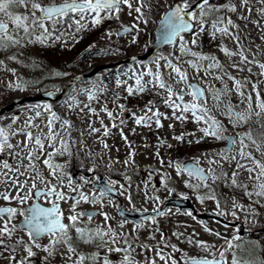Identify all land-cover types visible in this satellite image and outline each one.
Instances as JSON below:
<instances>
[{
	"label": "snow or ice",
	"instance_id": "obj_1",
	"mask_svg": "<svg viewBox=\"0 0 264 264\" xmlns=\"http://www.w3.org/2000/svg\"><path fill=\"white\" fill-rule=\"evenodd\" d=\"M256 3L261 7L254 8ZM134 4L135 8H133ZM125 7L130 16L135 11L136 23L130 27L121 25L120 32L115 35L127 34L133 30L138 33L140 23H148L145 16V10L151 11L148 0H0V53L24 49L30 45L49 46L50 43L56 42L66 46L69 40L75 41L76 34L86 30L89 23L92 27H96L104 20H119L120 13ZM253 11L259 15L260 20L251 18ZM237 19L254 24L264 33V24H262L264 0H239V4L236 0H221L220 3L214 0H182L174 6L169 5L168 11L164 13L160 21L161 40L173 46L174 51L167 56L163 54L156 56L151 65L142 64L139 72L132 71L131 75L124 73L128 79L134 81L133 84H129L127 79L116 80L117 87H123L127 93L124 99L152 93L159 96L160 102L171 110V116L160 112L157 102L153 100H149L141 109L144 114L137 116L124 104L119 103L121 99L119 93L114 96L115 107L112 110H109L107 102L97 110L92 107V102L99 103L100 95L104 94L102 88H97L96 91L81 89L88 103L80 107V102L76 101L75 97H69L71 103L66 102L69 110L79 108L80 113L97 118L100 117V113L106 114L111 127L106 125L102 118L99 119V128L94 126V121L88 123V134H99L97 138L105 149L109 146L102 137L109 136L113 128L118 129L121 137L127 142L122 127L127 122L123 118L125 111L130 112L128 118L132 119L135 125L149 129L153 124L156 128L163 127L161 118L175 119L182 123L191 118L197 125H202L198 128L202 136L196 139L195 143L211 137L225 141L227 144L224 149L216 153L218 159L205 157L207 162L210 165L216 164L221 169L223 168L221 161L234 163L235 167L230 174L211 167L204 169L200 167L198 158H193V161L188 164L169 161L167 166L175 167L177 175L186 172L188 176L195 177L206 188H211L217 181L240 188L252 204L264 207L262 202L264 201V159H261L264 157V123L259 120L264 116V94H262L264 90L260 87L264 84L262 79L264 78V61L259 59V48L256 53H252L251 60L246 55V52H251V48L247 45V37L242 35L243 29L236 22ZM205 32L212 40L220 39L219 51L230 60L232 57H239L238 62H233L231 67L238 72L247 69L249 76L237 78L216 56L193 51V47H199L198 37ZM184 33L192 34L190 42L184 39ZM106 35L111 37L113 33L109 31ZM224 38L235 42V51L223 43ZM135 40L136 37L133 36L132 42L135 43ZM90 48H94V45ZM18 54L22 53L12 52L4 59H0V69H6L15 76L16 69L7 68L6 61L22 64ZM183 65H187L197 75L202 73V81L203 78L211 76L213 80L220 82L221 87L215 84L201 87L190 83L187 69ZM33 66L38 67L35 62ZM252 66L258 67L259 71L253 72ZM55 75L60 76L62 73L57 72ZM253 76L256 77L255 80L252 79ZM168 80L183 84L184 87L174 88ZM229 81H231V87ZM34 83L39 81L16 83L15 87L23 90L27 85ZM233 94L238 98L235 101L232 99ZM186 96L191 99L186 100ZM209 101L217 112L227 118L234 129L248 124L253 116L258 118L257 123L261 129L258 136H254L251 129L236 135L226 134L225 124L212 114ZM241 104L244 105L243 109L239 108ZM44 108L50 116L43 122V127L35 122L42 116L41 111H36L34 117L29 116L24 121L23 127H13L19 120L18 116L11 118V124L0 125V185H4L0 189V201L4 202L0 204V257L7 264H52L57 255L61 257L63 264H114V261L109 258L112 253L122 254L115 264H158V262L162 264H264V256L260 255L264 252V245L258 241L251 242L250 247H244L243 243H236L243 239L238 234L239 229L231 238H227L205 227V231L223 239L224 244L217 248L216 245L206 241L189 238L187 243L199 248L206 255L189 256L183 253L178 260L175 254L182 250L177 245L171 244L169 238L163 233H161L160 241L147 244L139 241L138 237L117 232L108 223L111 217L106 212L77 211V207L82 202L92 205L100 204L103 208V198L114 191L116 182L109 181L90 194L80 190L81 185L74 183L72 176L64 171L65 166L54 162L57 156L76 155V142L72 140L74 125L71 120L52 111L50 106L45 105ZM85 110H87L86 113ZM57 122L60 124L59 130L56 127ZM169 127L172 125L170 124ZM45 128L47 131L44 130ZM188 135H195V133ZM17 137H23V139H16ZM184 138V133L173 137L177 141H183ZM14 139L16 143H13ZM160 144L163 145L164 141L161 140ZM132 155L134 153H129L130 157ZM156 155L159 156V152ZM124 163L128 164L129 160H125ZM160 163L165 164L163 160H160ZM45 169L47 175H45ZM241 170L247 172L248 179L254 182L251 186L238 182ZM65 179H67L66 184ZM53 181L56 182L53 183ZM201 184L186 183V186L198 189ZM164 186L167 189V184ZM121 187L123 188V185ZM65 188L69 191L65 192ZM167 190L171 191V189ZM253 197L258 199L253 200ZM184 198L187 199V197ZM197 199L201 202L205 199L216 201V207L220 209L217 215L230 214L234 218H239L236 211L225 213L221 209L215 192L204 197L198 196ZM69 201H71L68 208L69 214L65 215L61 205L62 202L68 204ZM109 203L111 204L112 201L109 200ZM232 207L246 213L251 212L253 215L258 214L254 208H245L235 199L232 201ZM153 211L158 212L160 216L165 215V212L158 208H154ZM179 211L177 209V212ZM184 214L192 216L190 211ZM120 215L123 216V211ZM96 216L103 218V226L96 224ZM146 219L155 223L154 217H146ZM193 219H195L194 216ZM124 223L125 221H121L119 225L121 229ZM140 227L143 225L136 226L137 229ZM172 235L179 239L183 234L174 232ZM149 239L155 240V235ZM79 244L94 245L97 249H103V254L101 251L80 252ZM137 247L140 249L139 252ZM166 248L170 251L165 252ZM137 255L143 256L144 259L137 260Z\"/></svg>",
	"mask_w": 264,
	"mask_h": 264
},
{
	"label": "rangeland",
	"instance_id": "obj_2",
	"mask_svg": "<svg viewBox=\"0 0 264 264\" xmlns=\"http://www.w3.org/2000/svg\"><path fill=\"white\" fill-rule=\"evenodd\" d=\"M176 1H182V0H148V2L151 4V11L145 10V16L148 19L147 24L140 23L139 28L140 31L137 33L134 30V33L132 34H126L122 36L121 38H118L115 33L117 32V29L123 24H134L136 23L135 17L136 13L135 11L132 12V15H128V9L127 7L124 8V10L120 13L119 20L111 19L113 24L108 26V29L105 31L104 34H102L101 30L104 27V25H98L96 27H92V25L89 23L88 28L78 34H76V40L72 41L69 40L67 42V45L60 42H56L54 44H51L49 46H40V45H30L24 49L16 50L13 49L9 53H0V59H4L6 55L12 54V52H18L22 54H18V59L22 61L23 63H16L13 61H6L7 68H14L16 69L15 76L6 69H0V106L9 102L10 100L26 96L28 94H35L39 93L41 91H46L49 89H56L58 87H61L62 84L70 77L74 76L75 72L77 71L78 67L85 69H89L91 65L99 64L103 61H110L115 60L119 58H123L128 56V54H137L140 53L145 49L147 46L149 40L152 38V32H153V26L155 23L161 18L163 13L168 9L169 5H172ZM216 3H220L221 0H214ZM237 4H239V0H236ZM136 5H133V8H135ZM261 7L260 4L256 3L254 5V8ZM231 15V14H227ZM235 18V17H234ZM251 18L253 20H260L261 18L259 15L253 11L251 14ZM236 22L241 26L243 29L242 35H245L247 37V45L251 48V52H246V55H248L249 59H252V53H256L259 48V59L261 61H264V49L262 48V32L252 23L239 20L237 19ZM262 24H264V21H262ZM100 28V29H99ZM104 30V29H103ZM111 31L113 35L111 37L107 36L106 33ZM133 36L136 37L135 43L132 42ZM92 38L94 42H97V51L98 54L94 57L91 56V58H86L84 61H81L80 63H77L78 66L75 69L72 65L73 61L76 59L77 55L79 54L80 50H83L88 44L84 45L85 39ZM184 39L188 42L192 39V34H184ZM197 43L199 47H193V51H200L208 54H212L216 56L221 63L224 65V67L234 76L237 78H242L245 76H249V73L247 72V69L243 72H238L235 69L231 67V64L233 62H238L239 57H232L231 60L225 56L222 52L219 51L218 45L221 43L220 39L217 38L216 40H212L207 32L201 34L198 39ZM223 43L231 50H236V44L234 41L224 38ZM95 44V45H96ZM90 45V44H89ZM189 46L192 47V45L189 43ZM55 47H59L60 51L59 54L54 53ZM57 51V50H56ZM174 51L173 46H168L161 50V52L157 55H169V53H172ZM178 54V53H177ZM41 61L42 64L37 63L38 61ZM33 62L38 65V67L33 66ZM91 62V63H90ZM152 62L146 64L151 65ZM55 64V65H51ZM251 66V65H250ZM184 68L187 69L188 76H189V82L196 81L206 87L208 84H215L217 87H221V84L219 81H215L212 79L211 76L203 78V74L197 75L191 68H188L187 65H183ZM253 67V72L256 66ZM141 70L140 64H134L127 69H124L117 74H100L96 76L92 81L84 82L81 86L75 89L73 95L71 97H75L76 101L80 102V107H83V104L88 103V100L84 94H82L81 89H90L92 91H96L97 88L104 89L105 94L100 95V101L99 103L92 102V107L99 110L100 107L104 105L105 102H107V106L109 110H112L115 105L113 104L114 96L119 93L121 96V101L119 103L125 104L126 99L124 97L127 95V93L124 91L123 87H117L116 80H128L129 84H133L134 81L131 79H128V76H125L124 73H128L129 75L132 74V71L139 72ZM82 71V70H81ZM62 73L60 76H56L55 73ZM253 80L256 79L255 76L252 77ZM39 81V83L29 84L26 87L23 88V90L18 89L15 87L16 83H23V82H35ZM168 83L172 84L174 88H181L184 87L183 84H177L173 80H168ZM94 85L96 87H94ZM229 86L231 87V81H229ZM250 87V86H249ZM261 89L264 90V84L260 85ZM147 98L143 97L141 98V103L136 106L137 108L133 107H126L127 109H130L131 111L135 112L137 116L143 115L144 113L141 112V109L145 107L147 102L149 100L157 101L161 98L159 96H156L152 93H145ZM264 94V92H262ZM186 100H190L191 97L186 96ZM232 99L235 101L238 99L234 94ZM71 103L69 99L64 100L60 103H57L56 110L55 105H51L50 103H31L29 105H24L22 108L18 109L17 111L11 112L5 116H3V119H0V125H8L11 124V118L13 116H18L19 120L13 127H23L24 121L29 116H35L36 111H41L42 116L36 119V123L40 124L41 127H43V122L50 116V113L45 111L44 106H50L52 111L56 112L61 117L67 118L69 120L73 119L72 114H78L80 117H84V113H80L79 108H74L73 110H69L67 103ZM39 105L40 107H35ZM209 107L212 108V114L216 116L217 119L221 120L224 124H227L229 132H232L234 134L239 132H244L249 129L252 130L254 127H259V124L257 123V119L255 116L252 117V119L248 122V124L244 125L243 127L239 128H232L229 124L227 118L220 112H217L215 108L212 107L211 101H209ZM240 109L244 108V105H239ZM159 111L162 113H165L167 116H171V110L168 109L163 103L159 106ZM87 110H85V113ZM130 112L125 111L123 113V118L127 120V122L122 126L123 132L126 137H128L129 133L134 134V136L137 138V143L130 145L128 148L125 147L127 145V142L121 137L120 131L118 129H111V134L107 137H102V139L108 144V148L105 149L103 147V144H101L98 140L99 134H93L89 135L88 132H86V129L83 130V136H81V127L83 125L76 124V131L72 132V140H74L75 143V151H76V158L80 159L82 162L86 163H93L95 164L97 162L101 164V168L104 170H110L112 167V171L109 172L108 178L111 180V174L112 177L116 178L115 175V167L117 166L118 170H120L124 174L126 170H128L127 165H131L132 159L134 156H136L139 160H141V169H140V180L132 181L130 178L129 180L124 179V181L119 182L115 181V186H118L120 189L121 194L124 202L127 206H137V207H147V208H153L152 206L155 205L158 201V199H163L167 197L170 192L167 190L169 185L174 183V188L178 194H192L194 197L201 196H208L212 193L211 188L203 187L201 182L195 181L196 179L193 177H190V179L186 176L187 174L185 172H182L181 174L177 175V172L175 170V167H168L167 163L169 161L172 162H184L187 160V156L185 154H182L178 152L177 154L173 153L172 150H180V146H177L179 143L177 140L173 139V137L178 134H180L182 131L180 130V124H187L192 119L189 118L188 120L184 121L183 123L179 120L175 119H164L161 118V123L163 124V127L157 128L161 130H155L151 134L147 135L146 137L154 136L155 138L152 141L144 140L140 133L144 132L147 133L149 128L143 127V126H137L133 122L132 119H129ZM90 118L104 119V123L111 127V122L106 117L105 113H100V117L97 118L95 116H88ZM261 123H264V116L259 118ZM97 125H94L95 127L99 128L100 124L99 121H97ZM118 122V121H117ZM172 125V127H169V125ZM56 127L59 130L60 124L59 122L56 123ZM155 125L153 124L152 128H154ZM134 129V131H133ZM47 131V129H44ZM35 131V130H33ZM86 132V133H85ZM254 136L258 135V130L253 133ZM163 136L165 138L164 144L161 145L160 143L157 144V140ZM16 139L22 140L23 137H17ZM122 139V140H119ZM216 140L212 139L208 144H214ZM112 142V144H111ZM13 143H16V140H13ZM168 145H171V147H168ZM251 150V148L249 149ZM159 152V156L156 155V153ZM129 153H134L131 157L129 156ZM215 151H209L205 154H196L198 158H201V155L203 157H207V159H218V157L215 156ZM234 154V153H233ZM74 156H57L54 158L55 163H59L64 165V171L69 174L68 168L73 160ZM261 159H264L262 157ZM129 160L128 164H125L124 161ZM160 160H163L165 162L164 165H161ZM204 166L216 168L218 165L212 164L210 165L207 160L203 161ZM222 163V161H221ZM243 163V161H242ZM226 165L230 168L228 170V173L230 174L232 171L231 168L235 165L234 163H226ZM134 168L133 166H131ZM145 170V172H144ZM153 171L154 176H152L151 180L152 182L146 181V172ZM221 171V169L219 170ZM243 171V170H242ZM45 175H47V170L45 169ZM132 177H135L132 175ZM243 177L248 184L252 185L254 182L250 181L248 179V173L244 172ZM150 180V181H151ZM160 181L161 184H157V182ZM189 181L192 185H198L201 184V186L198 189L187 187L185 188V182ZM56 181H53L55 183ZM67 183V179H65V184ZM168 183V184H167ZM165 184H167V189L165 188ZM123 185V188L121 187ZM4 185H0V189H2ZM147 188H150L147 190ZM82 190V189H80ZM65 192H68L69 190L67 188L64 189ZM86 194L92 193L94 190H82ZM257 197H253L252 199L255 200ZM109 200L112 201L109 197L103 198V208H101L100 204L92 205L88 203H81L77 207V211H83L85 209H99L100 211L108 213V215L111 217V219L108 221V223L117 230V232H122L124 234H128L130 237H138L139 241L147 243V244H155L158 241L161 240V233L167 238H169V242L171 244L177 245L179 249L182 250V252L176 253V258L179 260L180 257L183 255V253H187L189 256H204L206 253L202 252L199 248L195 247L192 244L187 243V240L189 238L193 240H200V241H206L209 244H214L219 248L221 245L224 244V240L218 238L215 235L210 234V232L205 231V227H202L200 223L189 219L188 216L182 215L179 212L172 210L168 211L164 216L161 218L155 219V223H153L151 220L145 222L143 224V227L136 228L135 225L131 223H124L123 228L121 229L119 227L121 221L116 215L114 203H109ZM199 205L203 208H213L215 207L214 200L205 199L203 202H201L199 199H197ZM233 201V199H232ZM238 204L244 205L245 208H249V206L246 205V203H250L251 201L248 199L245 202H239L236 200ZM4 203L3 201H0V204ZM71 201H69L68 204H65L62 202V208L65 211V215H68V208ZM251 208H254L258 214L252 215V221L256 222L261 217L262 208L260 205L255 204ZM238 213H241L243 216H247L249 213H246L245 211H241L238 209ZM67 222V221H65ZM96 224H100L103 226V218L101 216L96 217L95 219ZM95 226V224L93 225ZM159 229V231H154L155 229ZM212 232H218L217 230L212 229ZM174 232L182 233L183 235L177 239L172 234ZM155 235V240L149 239L151 236ZM226 233L222 234L221 236L225 237ZM46 243V241H44ZM249 245L251 246V242H249ZM61 251H64V249H61ZM78 251L80 252H94V251H101L103 254V249H97L94 245H84L79 244L78 245ZM140 249L137 247V252H139ZM170 251V249H165V252ZM215 251V249H213ZM39 255H43V253H39ZM148 255H153L152 253H148ZM260 255L264 256V252H261ZM122 254L120 253H112L110 254L109 258L114 261V264L116 261H118L121 258ZM211 258V257H209ZM137 260L142 261L144 259L143 256L137 255ZM229 259H231L229 254ZM0 264H7L6 261L0 257ZM52 264H63V261L61 260V257L57 255L55 260L52 261ZM158 264H162V262H158Z\"/></svg>",
	"mask_w": 264,
	"mask_h": 264
},
{
	"label": "flooded vegetation",
	"instance_id": "obj_3",
	"mask_svg": "<svg viewBox=\"0 0 264 264\" xmlns=\"http://www.w3.org/2000/svg\"><path fill=\"white\" fill-rule=\"evenodd\" d=\"M263 43H264V39H263ZM234 167L235 165L233 166V168ZM233 168L231 169L233 170ZM243 174L244 171L241 170L240 176L238 177V182L241 184H247L251 186L250 184H248V182L245 181ZM211 191L215 192L217 200H219L220 202L221 209H223L225 213L236 211L237 216L239 217L238 219L234 218L230 214L224 216L231 221L232 226L226 227L229 229L230 234L233 235V233L237 229H239L238 234L244 237L243 238L244 241H237V242L243 243L244 247H249L248 245L249 241H245V239L250 238V241H253L255 239V242L261 241L264 245V207H261L263 213H261V217L259 218V220L253 222L251 219L253 214L249 213L247 216H243L241 213H238V209H233L232 207V199H235V201L238 200L239 202H245L246 200L249 199L247 196H245L244 191L242 189L225 185L222 181H217L215 184H212ZM214 203H215L214 208L217 211H219L220 209H217L216 207V201H214ZM246 205L252 207L255 204H252V202H250L248 204L246 203ZM245 219H247V223H245Z\"/></svg>",
	"mask_w": 264,
	"mask_h": 264
},
{
	"label": "water",
	"instance_id": "obj_4",
	"mask_svg": "<svg viewBox=\"0 0 264 264\" xmlns=\"http://www.w3.org/2000/svg\"><path fill=\"white\" fill-rule=\"evenodd\" d=\"M177 4V3H176ZM156 35H157V41L149 48V50L144 54V55H141V56H134V57H131V58H128L126 60H123V61H119V62H111V63H108V64H102L100 66H97L93 69L92 72L88 73L87 75H79L77 77H75L74 79H71L69 80L65 86L63 87L62 91L60 93H57V92H47V93H42L40 95H36V96H27V97H24V98H21V99H17V100H14L13 102H11L10 104L2 107L0 109V115H2L3 113L7 112V111H10L12 109H14L16 106L24 103V102H28V101H35V100H57L59 98H63L67 93L68 91L71 89V87L81 78V77H84V76H90L91 74H94L95 72L99 71V70H102V69H105V68H112V67H115V66H118V65H121L123 63H128V62H132L134 61L133 58L136 59H147L148 57L152 56L153 53L160 47L166 45L165 43L162 42L161 40V28H160V23L156 29ZM92 48H89L87 52L91 51ZM49 93H51V95H49ZM182 203L183 201L181 199H178V198H169L168 201L164 204L163 208L161 209L162 211H164L168 206L172 205V206H179L180 208H182ZM151 215H159L158 212H154V213H150V212H147L146 214H144V217H149Z\"/></svg>",
	"mask_w": 264,
	"mask_h": 264
}]
</instances>
